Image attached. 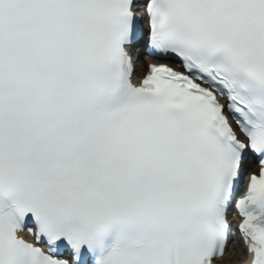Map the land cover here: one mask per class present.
Wrapping results in <instances>:
<instances>
[{
  "label": "snow or ice",
  "instance_id": "obj_1",
  "mask_svg": "<svg viewBox=\"0 0 264 264\" xmlns=\"http://www.w3.org/2000/svg\"><path fill=\"white\" fill-rule=\"evenodd\" d=\"M237 252L264 264V0H0V264Z\"/></svg>",
  "mask_w": 264,
  "mask_h": 264
},
{
  "label": "bare ground",
  "instance_id": "obj_2",
  "mask_svg": "<svg viewBox=\"0 0 264 264\" xmlns=\"http://www.w3.org/2000/svg\"><path fill=\"white\" fill-rule=\"evenodd\" d=\"M235 246L233 245L232 246V248H231V250H230V252L228 253V255L229 256H232V252H233V248H234ZM233 258V257H232ZM232 260V259H231ZM231 260H225L226 262H227V264H230V263H232V262H230Z\"/></svg>",
  "mask_w": 264,
  "mask_h": 264
}]
</instances>
